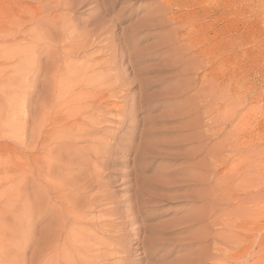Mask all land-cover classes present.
<instances>
[{"label": "rangeland", "instance_id": "obj_1", "mask_svg": "<svg viewBox=\"0 0 264 264\" xmlns=\"http://www.w3.org/2000/svg\"><path fill=\"white\" fill-rule=\"evenodd\" d=\"M37 12L45 37L69 36L83 49L60 60L61 40L47 58V41L24 34ZM181 16L187 26L179 29ZM55 18L73 31L49 25ZM192 29V44L177 40L188 42ZM126 52L146 56L137 82ZM58 58L93 68L84 89H99L118 61L121 86L88 110L81 157L49 144L61 157L51 176L66 182L53 191L38 171L53 161L41 146L49 128L38 134L35 121L47 87L41 71ZM92 194L95 208H83L79 220L104 214L113 226L95 232L106 236L100 242L65 251L89 246L93 264H264V0H0V264L45 262L51 255L40 254L39 231L56 223L59 202ZM65 236L53 232L50 241Z\"/></svg>", "mask_w": 264, "mask_h": 264}, {"label": "bare ground", "instance_id": "obj_2", "mask_svg": "<svg viewBox=\"0 0 264 264\" xmlns=\"http://www.w3.org/2000/svg\"><path fill=\"white\" fill-rule=\"evenodd\" d=\"M167 1L168 0H160V3L164 5L167 3ZM42 18H44V15L42 13L37 12L35 17H33L32 20H30L28 22L31 24V26H33L31 29H29L27 31V33H24L27 35L28 39L34 40V38H36L37 41L38 40L39 41H43V40L47 41V43H46L47 46H45L46 44H44L45 48L50 47L53 44H54L53 46L55 47V42H56V45L58 48L59 46H61L60 45L61 40H62V42H63V40L66 41L67 42L66 47L64 46L62 48V56H58L60 58V60H62L61 58H64V59L67 58L69 54L71 55V53L75 54L74 52H78L80 49H83V47H84L83 45H77L76 44V45H73V47H72L71 46L72 43L70 44L69 41H67L70 38L69 36H64V38H65L64 39L62 36L60 37V34H59L58 35V37L60 38L59 40H57L54 36L45 37L43 34V29L41 28L42 22H40ZM181 18H182V16L177 18V20H176V24L178 25L179 29L187 26V25H185L186 20L180 21ZM34 20H35V22H33ZM48 22H51L49 25H54L55 23L58 24V22H59V24L66 27L68 30L73 31V29H70L68 26H66V24H65L66 21L63 19L55 18V19H51ZM189 25L192 28H195V30H196L197 23L195 21L190 23ZM48 27L49 28H46L47 32L50 31V27H54V26H48ZM195 30L192 29L190 35L187 36L188 42L185 41V37L177 38V40L183 41L184 43H187L188 45L192 44L194 41ZM50 34H53V32ZM61 34L66 35L67 33L63 30V31H61ZM35 35H40V37H38V36L34 37ZM92 36H94V35H91V37ZM72 40L74 41V39H72ZM66 42H64V45ZM123 43H124V45H127V50L131 46H133L132 42H128V43L123 42ZM92 44H93V42H92ZM47 49H49V48H47ZM52 53L57 54L56 49L53 48L47 52V55L46 54H44V55L48 58V56L52 55ZM141 54H143V53H141ZM141 54H138L135 52H132V53L126 52L124 55L123 59L127 60L128 76L129 75L132 76L131 82L139 81V79H140L139 77H141L143 74V72H141V69H137L140 66V64L143 61H145V59H146V56L141 55ZM195 55L199 56V61L196 64H200L201 66L206 65V62H204L202 56L200 58V55H197L196 53H195ZM54 56H56V55H54ZM59 58L54 59L52 61L48 60V62H50V63L49 64L46 63L47 65H45V68H44L45 71H43V69L41 71L43 74V82H45L47 84V87L45 88V92L41 93V95L38 96V101L36 104L38 114H37V118L35 121L36 122V131L38 134H41L40 130L43 127H45V125L48 126V128H49V130L44 134V138L41 141V146L44 148L46 159L47 160L53 159V161L49 162V165L44 167L42 170L39 168L38 171L41 174V181L43 183L45 182V178H49V180H50L49 182L52 183L53 191H55L57 188L59 190L63 183H64V185H66V182L65 181H57L56 178H53L51 176L53 169H55V168L59 169L54 164V162L60 161L61 157H60V155H59L60 158L53 157L52 154H53L54 149L50 148L49 144L55 143V149H61L62 144H67V148L65 149V154L67 156H69V157H76L77 156L78 158L81 157L78 154V152L76 151V149L78 150L77 143L80 140H83L84 137L86 136V133L83 135L81 134L82 129L86 125L85 120L89 119L90 116L93 115L92 113L88 112V110L90 109L91 106H93L96 102L100 101L103 98L104 93L111 94V93H113L114 89L121 86L120 82L116 83L119 76L115 72V70H113V68H114V69H116V71H118L117 70V65H118L117 62L118 61L113 62V66H110V68L108 67L107 74H105L104 76H102L101 78H99L97 80V83H98L97 85L100 86L99 89H97L96 87H92L91 89H84L87 86H91L89 81L91 80V74L94 71L93 68L92 67H88V68L83 67L82 66L83 64L80 67H76L77 65L76 66L74 65V67H72L73 65L71 66V65L67 64L65 60L63 62H65L64 64L67 66L63 67L64 64L62 66L59 63L60 62ZM67 62H68V59H67ZM96 64H98V62ZM195 66H197V65H195ZM52 68H54V69H52ZM197 69L198 68H196L195 70L197 71ZM184 70L186 71V69H183L182 71L184 72ZM119 71H120V69H119ZM24 73H26V72H24ZM36 73H38V72L37 71L31 72V74L26 73L24 78H23L24 82L26 81L25 80L26 76H30V77L32 76V78L34 76V78H35ZM38 75H40V74H38ZM124 77H127V76L124 75ZM105 84H107V85L104 86ZM111 84H112V87H110ZM202 90L200 87V89H198V91H196L195 94H193V99L200 97L202 95V92H201ZM29 95H30V91L26 90L25 96L28 98ZM48 95H49L48 101L46 103H44L46 101ZM94 152L98 153V149H94ZM61 169H63V167ZM88 179L91 182L93 180H97V183H98L97 173L95 171H91ZM63 186H62V188H63ZM68 187L72 188L70 185ZM79 189H77V190H79ZM138 193H139L138 190H135V194H137V196H138ZM73 195L75 197H79V196L81 197L82 196V194H76V193H74ZM87 198H89V199H87ZM68 199L69 198H63L59 202L60 206L57 209L59 214L57 213L56 215H54L56 223L55 222L50 223L49 225H47L45 227V229H43V230L41 229L39 231L40 238L41 239L44 238V239H42V242H44V240H45L43 248H41V250H40L41 251L40 254L42 255L43 252H47L51 256L45 262H42L41 257H39L36 264H93L92 259L90 257H88V255H86V252H89V248H90L89 246L79 247L80 250L75 255H71V254L67 253L65 251V249L74 250L75 246H72L73 244H75V243H78L79 245L85 244L86 241L91 240L90 238L95 239V232L97 235V232H99L101 230L107 229L108 231H110V229H108V228L113 226L107 220L104 221L102 219L104 214H101L100 217L93 218V219H85V220L80 219L79 220V218L81 217V213L83 212V208H86L88 210H90L93 207L95 208L96 196H93V194L91 197H89V195H88L86 197L87 201H84L81 204L77 203L74 198H70L71 200H68ZM140 199H141V197H140ZM61 202H63L64 204L62 205ZM139 204H140V202H139V200H137V202H135L132 205V207H136L137 205L139 206ZM138 206L136 208H140ZM46 215L47 214L45 213L41 218L45 217ZM143 222H146V220L143 219ZM186 223H188V222H185L184 224H186ZM66 224L71 225V226L67 227ZM72 225H74V226H72ZM142 227L144 229L146 228L145 226H141V228ZM148 229L149 228H147V230ZM149 231H150V229H149ZM159 231L160 230H158V232ZM53 232L56 233L58 239H60L62 237V234H66V236L63 239H61V241L58 240V241L53 242V241H50ZM158 232L157 231H151L150 234L155 235L157 237L160 235V234L158 235ZM44 233H46V234H44ZM43 234H44V236L46 235L47 238L44 237ZM103 236L106 237L105 235H100V237H98L99 239H95V241L100 242V239L103 240V238H104ZM159 240L157 239L156 241L155 240L154 241L158 242ZM39 241H41V240H39ZM41 255H39V256H41ZM111 264H115V263H111Z\"/></svg>", "mask_w": 264, "mask_h": 264}]
</instances>
